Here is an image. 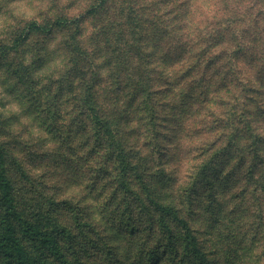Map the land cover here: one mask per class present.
<instances>
[{
	"label": "rangeland",
	"instance_id": "obj_1",
	"mask_svg": "<svg viewBox=\"0 0 264 264\" xmlns=\"http://www.w3.org/2000/svg\"><path fill=\"white\" fill-rule=\"evenodd\" d=\"M95 1L0 0L6 169L21 209L60 211L71 230L61 255L49 262L264 264V67L252 71L239 58L235 76L248 82L240 80L241 89L229 93L219 75L212 88L207 85L224 65L226 44L219 45L222 57L207 63L205 78L158 61L180 48L176 35L214 37L225 33L223 24L238 34L248 20L238 5L247 0H144L157 22L136 31L138 42L148 44L144 49L126 31L102 35L98 26L113 19L114 4L89 15ZM177 5L182 14L171 21ZM33 20L48 30L15 44ZM259 30L252 45L261 46ZM71 37L77 51L85 47L81 66L73 61ZM216 51L207 44L203 53ZM83 84L97 86L99 93L90 91L89 98L117 128L147 190H115L111 150L88 128L79 101ZM230 103L239 108L236 115L225 112ZM21 239L29 252L45 257Z\"/></svg>",
	"mask_w": 264,
	"mask_h": 264
},
{
	"label": "trees",
	"instance_id": "obj_2",
	"mask_svg": "<svg viewBox=\"0 0 264 264\" xmlns=\"http://www.w3.org/2000/svg\"><path fill=\"white\" fill-rule=\"evenodd\" d=\"M120 2L121 4L118 6L117 2L113 0H96L95 3L91 5V9L87 10V13L89 15L102 14L105 12L107 4H114V10L112 11L113 19L107 20V24L98 26V31L100 33L104 31L102 35L114 34L118 30L123 32L126 31L125 33L130 36L131 41L137 43L140 49H144L145 45L148 44H140V42H138L140 37L135 38L136 31L141 27V23H145L146 28L155 26L157 23L156 20L151 18V12L145 9L144 0H121ZM238 6L242 7V14L246 11L244 16H248V20H245V24L239 29L238 34L230 33V26L223 24L226 27L225 33H215L214 37L210 36V34L208 36H198L194 34L185 36L176 35L177 39H175L176 43L174 45L180 48L177 50L168 49L167 51H169V54H165V56L158 61L169 68L175 69L177 66H181L184 70H188V72H190L192 68L200 78H205L209 70V67H206L207 63L219 60L220 57H222L221 53L225 52L224 65L213 72L210 82L207 83V85L209 88H212L215 82L213 76L219 75V77H222L221 83L225 85L224 87H226V90L228 89L229 93L232 88L239 87V89H241L239 81H242L243 78L235 76V74L238 75L240 72V68L236 66V61L239 58L242 59L246 66L252 68V71L255 70V72H258L259 68L264 67V6L259 3V0H247L240 3ZM179 7L180 5H177L179 11L174 14L176 18H173L171 21L181 16L182 10H180ZM227 7L228 4L223 6L220 12L227 10ZM195 10V8H192L190 14ZM153 11L156 10L153 9ZM173 13H175L174 10ZM55 21L56 27H62L60 19ZM66 23H68V20ZM260 24L261 27L259 30L258 25ZM47 30L48 25L46 23L35 20L30 21L22 32L21 38L15 41V44L19 43L20 40H25L26 36L33 32ZM257 30H259V35L257 37L261 40V46L252 45L251 42V37H256L255 31ZM73 39L74 38L71 37V39L68 40L69 45L72 47L73 61L77 66H81L82 56L85 55L86 50L80 43L84 48L81 47V51H77L74 47ZM181 40L186 43L182 44ZM126 43L129 44L128 42ZM207 44L218 46L219 52L221 50L219 45L226 44L227 50L220 53L216 51L206 55L203 52H205ZM113 53L114 51L112 50V54ZM116 54L117 52L113 55L115 61L117 58ZM255 60H258V62L255 63ZM148 62L151 61L149 60ZM109 71L114 73L115 69L109 68ZM196 85L201 88L198 83H196ZM90 91L93 94L95 92L99 93L97 86L86 88V85L83 84L79 94V101H81L80 103L82 106L86 108L84 117L87 120L88 128H92L96 132L98 141L102 144L105 143V146L111 150L115 170V190L118 193L121 191H130L136 194L142 188L147 190L148 187L145 184L143 175L139 171L138 165L134 163L127 154L126 147L119 137L117 128L100 114L95 101L89 98ZM150 98L148 94L146 99L148 103L147 106L149 107V111H154L155 113L154 104H152V99ZM233 99L236 100L237 96L234 95ZM235 109L239 108L230 103V106L225 109V112L227 114L236 115ZM222 126L223 125H221V127ZM5 160V152L0 146V256L3 258L4 264H53L49 262V256L61 255L63 239H70L71 230L66 227L65 221H62L64 218L60 211L56 212L48 208L46 210L34 208L27 212L21 209L22 206L15 195L12 182L6 169ZM131 180H136L138 182L135 187L131 185ZM155 204L160 208L164 207L157 202ZM21 238L35 243L45 254L46 258H39L33 252H29L25 245H23Z\"/></svg>",
	"mask_w": 264,
	"mask_h": 264
}]
</instances>
